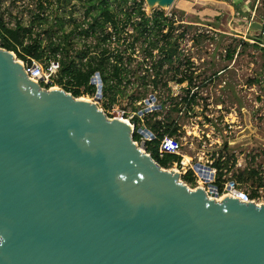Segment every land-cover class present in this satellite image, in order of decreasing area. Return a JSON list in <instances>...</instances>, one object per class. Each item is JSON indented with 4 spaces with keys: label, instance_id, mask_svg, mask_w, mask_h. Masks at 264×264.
<instances>
[{
    "label": "water",
    "instance_id": "water-1",
    "mask_svg": "<svg viewBox=\"0 0 264 264\" xmlns=\"http://www.w3.org/2000/svg\"><path fill=\"white\" fill-rule=\"evenodd\" d=\"M132 134L0 48V264H264V205L191 190Z\"/></svg>",
    "mask_w": 264,
    "mask_h": 264
},
{
    "label": "rangeland",
    "instance_id": "rangeland-1",
    "mask_svg": "<svg viewBox=\"0 0 264 264\" xmlns=\"http://www.w3.org/2000/svg\"><path fill=\"white\" fill-rule=\"evenodd\" d=\"M87 1L0 0V48L4 27L21 28L24 45H38L43 56L32 61L13 52L16 60L40 66L44 73L57 48L56 58L78 67L91 58L98 62L109 59L106 76H111L109 67L116 65L126 78L120 87L122 93L112 89L102 93L99 101L97 92L93 96L84 93L79 99L95 103L112 119L113 108L126 109L138 119L137 126L155 137L154 125H160L161 133L176 127L174 137L181 144L178 156L182 162L187 156L190 164L182 169L174 163L163 169L180 172L182 179L197 164L211 167L221 160L231 170L224 177L227 183L239 182L240 189L257 194L264 205V188L260 187L264 186V50L250 41L258 36L264 22V0H176L170 9L157 7L151 13L144 0H109L119 26L118 30L112 25L104 31L93 18L99 12ZM90 7L92 13L87 15ZM138 8L151 20L162 17V31L152 22L146 33L138 31V26L125 28L120 24L124 13L133 14ZM131 21L139 20L134 16ZM99 24L105 21L100 18ZM165 34L167 41H163ZM157 42L159 50L152 45ZM18 52H22L20 48ZM60 74L61 70L54 88L64 90ZM117 83L116 78L110 82L111 86ZM92 85L97 90L99 83ZM208 89L212 96L207 95ZM115 93L117 102L111 106ZM255 154L262 157L261 163L251 161ZM193 174L195 184L182 181L191 190L207 188L208 184Z\"/></svg>",
    "mask_w": 264,
    "mask_h": 264
},
{
    "label": "trees",
    "instance_id": "trees-1",
    "mask_svg": "<svg viewBox=\"0 0 264 264\" xmlns=\"http://www.w3.org/2000/svg\"><path fill=\"white\" fill-rule=\"evenodd\" d=\"M109 2H110L109 0H88L87 1V3L90 6L94 7V11H97L100 14H104L106 16L105 18L106 22L112 21L116 23V21L112 20V18L109 16V14L112 13L110 11ZM135 12L136 14L137 13L145 14V12L141 10V8H138ZM91 13L92 11L90 7L89 9H87V15H90ZM161 18L156 17L154 18V21H153L154 22L153 27H156V30L159 32H161L163 29V26L160 23ZM148 22L149 20H146L144 25L138 27V28H142L143 33L148 32V27H147ZM91 29L93 31H97L94 27H92ZM22 31L26 32V30H22ZM90 33H92V31H85V34L87 35ZM2 34H3L2 37H4L2 48L10 52L11 51L15 52L16 55H18V57L22 59L29 58L30 60H37V61L42 59L43 54L40 51V47L38 45H29V46L24 45V37H23V34L21 33V28L13 30V29H7L4 27ZM152 45L154 48H157V43H153ZM18 48L21 49L22 51L21 53L18 52ZM58 50L59 48L54 50L53 56H56V52ZM161 50H164V48H162ZM106 53L107 51L104 50L103 55H105ZM83 58H85V55L82 56V59ZM61 63H62V68H61V74L59 77V83L64 86L65 88L64 90L67 93L72 94L75 98H80L84 93L93 96L97 92L95 86L91 84L93 77L97 73L100 74L102 82H103V93L105 92V94H107L108 91H111L112 89L113 90L116 89L117 93H122L120 91V87L123 83V80L126 78L121 76L122 70L120 69V67L116 65H112L111 67H109V68H112V72H111L112 77L106 76V71L108 70L107 67H108L109 59H107L106 62H104L103 60H100L98 62L96 58H91L87 60L86 63H82L80 67H78L74 62H70L67 64L61 61ZM162 67H163V64L160 65V68ZM125 71L126 73H128L127 69H125L124 72ZM114 78L118 80V83L116 84V86H111L110 82ZM63 79H67V82L65 84L63 83ZM181 82H183V80H180V83ZM154 85L158 86L157 81L154 82ZM117 93H115L111 99V102H110L111 106L117 102L116 100ZM188 102H189V98H188ZM137 121L138 119L135 118V122ZM159 126L160 125H154L153 128L156 130V132H158V136H156V138L153 141L147 142L146 151L147 153L151 154V157L153 158V160H155V162H157L162 168L168 169L174 163L180 164L181 157L178 155H173V154H165L161 158L159 155V147L165 135L174 137L177 135V129L176 127L172 126V128H169L164 133L163 132L161 133ZM136 139L137 138L134 137V140ZM212 168L217 170L216 185L219 188V190L222 191L225 184H227L228 182V180H226L224 177L226 174L230 173L231 170L229 168H226V166L222 163L221 160H219L214 165H212ZM252 173L253 175H257V173L254 171ZM182 180L187 184H191V185L195 184V178H194V174L192 171H189L186 175L182 176ZM260 187L264 188V186H260ZM251 197L256 198L257 194H252Z\"/></svg>",
    "mask_w": 264,
    "mask_h": 264
},
{
    "label": "built area",
    "instance_id": "built-area-1",
    "mask_svg": "<svg viewBox=\"0 0 264 264\" xmlns=\"http://www.w3.org/2000/svg\"><path fill=\"white\" fill-rule=\"evenodd\" d=\"M258 36L256 38L252 37V40H250L254 45L258 46L259 48H261L262 50H264V22L261 24L260 30L257 32ZM57 56V54H56ZM56 56H54L52 59L50 58V60L48 61L47 65H46V70L45 73L43 71L42 68L36 67L32 65L30 66H26L25 70L28 73L29 77L38 82L41 87L43 88L42 84H44V89L46 90H52V89H59V88H54V82L55 79L58 77V74L60 73V70L62 68V63L61 60L59 58H56ZM33 61V60H32ZM23 64V63H22ZM40 69V71L43 73V76L40 75H35L34 70H38ZM94 83H98V79L96 78ZM101 110V109H100ZM113 110V119H120L123 122H126L127 124H129L132 129H133V141L135 142V144H138V147L141 148L144 152L147 153L146 151V144L147 142H151L153 141L152 137L150 134H148L145 130L142 129V127L137 126V124L135 123V116H131L130 113L126 110V109H112ZM108 117V116H107ZM111 117H109L110 119ZM112 119V118H111ZM150 132V131H149ZM134 137L137 138L136 140H134ZM156 138V137H155ZM181 149V144L179 142V140L175 137H170L169 135H165V137L162 139L160 147H159V155L162 158L165 154H173V155H178L179 151ZM148 155H151L149 153H147ZM177 166L179 168L183 169V162L181 161L180 164H177ZM212 167V166H211ZM210 167V168H211ZM212 169V168H211ZM192 171V168L189 170ZM188 171V172H189ZM194 173V171H192ZM216 169H212L211 172H203L202 176H199V174L197 175L200 180L205 181V184L207 185V188L205 187H201L204 188L208 197L211 199H214L215 197L216 200H223L226 197L229 198H234L239 200L241 203H254L257 205H261V203L258 201L257 198H252L250 193H248L247 191H244L242 189H240L239 184L231 181L227 184H225L224 188L222 191L219 190V188L214 189L211 186L216 185ZM211 173H213V177H211ZM187 174V172H186Z\"/></svg>",
    "mask_w": 264,
    "mask_h": 264
},
{
    "label": "flooded vegetation",
    "instance_id": "flooded-vegetation-1",
    "mask_svg": "<svg viewBox=\"0 0 264 264\" xmlns=\"http://www.w3.org/2000/svg\"><path fill=\"white\" fill-rule=\"evenodd\" d=\"M132 15H134L135 17H136V19L138 18V23H134V22H132L131 21V19L134 17V16H132ZM109 16L112 18V20H114V21H116V23H114V22H110V21H108V22H106V16L104 15V14H97V15H94L93 16V18H95L96 19V24H97V26L98 27H100L103 31H104V29L105 28H109L108 26H111L112 27V25H114L115 27H116V30H118V21H117V19H116V15H114V14H112V13H110L109 14ZM123 16L125 17V20L123 21V20H120V24H123L124 25V27L126 28L127 26H142V25H144L145 24V21L146 20H149V22H148V26L147 27H150V26H152L153 25V21H154V18L151 20L150 18H147V15L146 14H136V13H133V14H126V13H124L123 14ZM100 18H102L103 19V21H105V24H99V19ZM151 22H152V25H150L151 24ZM94 27L96 28V26L94 25ZM136 28L138 31L140 30H142V28ZM143 31V30H142ZM141 33L142 32H140V35H141ZM167 38H166V34L165 35H163V41H167L166 40ZM104 41L106 42V41H108L107 40V38H105L104 39ZM162 41V40H161ZM157 45H158V42H157ZM160 49V47L159 48H157V50H159ZM147 113H145L144 112V115H146Z\"/></svg>",
    "mask_w": 264,
    "mask_h": 264
},
{
    "label": "crops",
    "instance_id": "crops-1",
    "mask_svg": "<svg viewBox=\"0 0 264 264\" xmlns=\"http://www.w3.org/2000/svg\"><path fill=\"white\" fill-rule=\"evenodd\" d=\"M191 80V79H190ZM191 86V85H190ZM189 86V89H190V91H191V87ZM189 91V92H190ZM191 93V92H190ZM206 93H207V95H211L212 96V93L210 92V90L208 89V90H206ZM211 93V94H210ZM213 96H214V94H213ZM192 96H189V103H191L192 102ZM247 145H250V144H247ZM242 146H245V144H242ZM257 153H260V152H257ZM261 155H262V153H261ZM254 158H251V161L252 162H254L255 163V161H257V162H259V163H261V156H259V154H255V156H253ZM261 165V164H260ZM264 165V164H263ZM258 171H260V169L258 170ZM257 173V172H256ZM259 175H261V174H259ZM257 176V175H256Z\"/></svg>",
    "mask_w": 264,
    "mask_h": 264
},
{
    "label": "bare ground",
    "instance_id": "bare-ground-1",
    "mask_svg": "<svg viewBox=\"0 0 264 264\" xmlns=\"http://www.w3.org/2000/svg\"><path fill=\"white\" fill-rule=\"evenodd\" d=\"M39 68H40V66H39ZM34 73H35V75L43 76V73L40 71V69H38L37 71L34 70ZM189 164H190V160H189V158L186 156V157L184 158V161H183V166H184L185 168H187V167L189 166ZM200 184H201V186H202V183H200Z\"/></svg>",
    "mask_w": 264,
    "mask_h": 264
}]
</instances>
